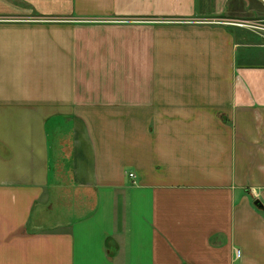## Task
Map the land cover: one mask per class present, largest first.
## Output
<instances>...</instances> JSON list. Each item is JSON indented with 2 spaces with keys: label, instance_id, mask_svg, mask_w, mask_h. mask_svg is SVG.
<instances>
[{
  "label": "crops",
  "instance_id": "0c3cea01",
  "mask_svg": "<svg viewBox=\"0 0 264 264\" xmlns=\"http://www.w3.org/2000/svg\"><path fill=\"white\" fill-rule=\"evenodd\" d=\"M239 20L264 0H0V264H264V32Z\"/></svg>",
  "mask_w": 264,
  "mask_h": 264
},
{
  "label": "rangeland",
  "instance_id": "374dc122",
  "mask_svg": "<svg viewBox=\"0 0 264 264\" xmlns=\"http://www.w3.org/2000/svg\"><path fill=\"white\" fill-rule=\"evenodd\" d=\"M55 196V207H70L69 205H71V207L73 206L75 211L77 210L79 205L77 201L80 200V197L71 192V188H69L68 185H62L60 188H58ZM66 201H68V203H66Z\"/></svg>",
  "mask_w": 264,
  "mask_h": 264
},
{
  "label": "built area",
  "instance_id": "2783aa9c",
  "mask_svg": "<svg viewBox=\"0 0 264 264\" xmlns=\"http://www.w3.org/2000/svg\"><path fill=\"white\" fill-rule=\"evenodd\" d=\"M231 23L239 27H246L254 32H264L263 20H239ZM130 175L135 176L133 173Z\"/></svg>",
  "mask_w": 264,
  "mask_h": 264
},
{
  "label": "water",
  "instance_id": "95a60500",
  "mask_svg": "<svg viewBox=\"0 0 264 264\" xmlns=\"http://www.w3.org/2000/svg\"><path fill=\"white\" fill-rule=\"evenodd\" d=\"M256 204L260 207L262 204L260 203V201H257Z\"/></svg>",
  "mask_w": 264,
  "mask_h": 264
}]
</instances>
